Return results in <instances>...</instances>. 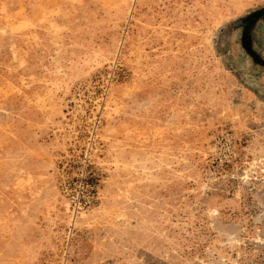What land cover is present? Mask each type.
<instances>
[{
	"label": "rangeland",
	"instance_id": "rangeland-1",
	"mask_svg": "<svg viewBox=\"0 0 264 264\" xmlns=\"http://www.w3.org/2000/svg\"><path fill=\"white\" fill-rule=\"evenodd\" d=\"M0 264H264V0H0Z\"/></svg>",
	"mask_w": 264,
	"mask_h": 264
}]
</instances>
